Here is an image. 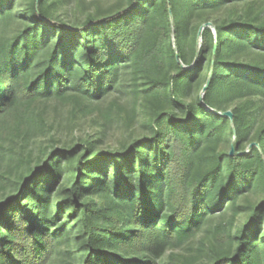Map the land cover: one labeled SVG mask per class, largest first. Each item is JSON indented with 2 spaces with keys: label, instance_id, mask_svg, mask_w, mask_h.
<instances>
[{
  "label": "trees",
  "instance_id": "1",
  "mask_svg": "<svg viewBox=\"0 0 264 264\" xmlns=\"http://www.w3.org/2000/svg\"><path fill=\"white\" fill-rule=\"evenodd\" d=\"M0 140V264H264V0H0Z\"/></svg>",
  "mask_w": 264,
  "mask_h": 264
},
{
  "label": "rangeland",
  "instance_id": "2",
  "mask_svg": "<svg viewBox=\"0 0 264 264\" xmlns=\"http://www.w3.org/2000/svg\"><path fill=\"white\" fill-rule=\"evenodd\" d=\"M116 131L117 126H115L112 132L116 133ZM107 142H109V139H107ZM46 143L47 141L43 136L40 138L39 143H33L30 148L36 151L40 149V147L46 145ZM0 144L3 145V147H0V200H2L4 197L10 195L18 177L19 148L16 144H12L9 141L3 143V141L0 140Z\"/></svg>",
  "mask_w": 264,
  "mask_h": 264
},
{
  "label": "water",
  "instance_id": "3",
  "mask_svg": "<svg viewBox=\"0 0 264 264\" xmlns=\"http://www.w3.org/2000/svg\"><path fill=\"white\" fill-rule=\"evenodd\" d=\"M212 26V24L211 23H207V24H205V25H203V27L200 29V31H199V35L201 34V30L204 28V27H211ZM215 32V31H214ZM215 50H216V46L214 47V52H215ZM176 57L178 58V55L176 54ZM207 89H208V83L204 86V88H203V90H202V94H201V99L203 98V96H204V94H205V92L207 91ZM223 116H225V117H228L229 119H232V113L230 112V111H228V112H225V113H223L222 114ZM234 154V148L232 147L231 148V151H230V155H233Z\"/></svg>",
  "mask_w": 264,
  "mask_h": 264
}]
</instances>
